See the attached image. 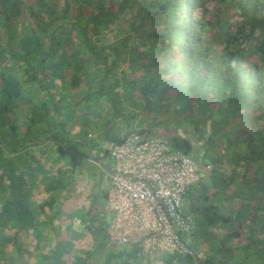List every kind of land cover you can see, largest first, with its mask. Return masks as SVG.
<instances>
[{"label":"trees","instance_id":"16d2710c","mask_svg":"<svg viewBox=\"0 0 264 264\" xmlns=\"http://www.w3.org/2000/svg\"><path fill=\"white\" fill-rule=\"evenodd\" d=\"M76 106L100 123V139L122 142L139 119L147 127L136 131L162 127L210 166L183 197L194 226L179 235L194 255L115 247L106 227L97 252L88 208L74 226L75 173L95 137L66 126ZM120 120L117 134L110 122ZM67 224L91 244L71 239ZM158 256L264 264V0H0V264Z\"/></svg>","mask_w":264,"mask_h":264},{"label":"built area","instance_id":"2783aa9c","mask_svg":"<svg viewBox=\"0 0 264 264\" xmlns=\"http://www.w3.org/2000/svg\"><path fill=\"white\" fill-rule=\"evenodd\" d=\"M107 149L108 244L137 246L148 257L194 255L179 235L194 226L192 214L182 209V199L210 166L204 169L201 162L175 149L168 138L140 131L130 132Z\"/></svg>","mask_w":264,"mask_h":264},{"label":"rangeland","instance_id":"374dc122","mask_svg":"<svg viewBox=\"0 0 264 264\" xmlns=\"http://www.w3.org/2000/svg\"><path fill=\"white\" fill-rule=\"evenodd\" d=\"M221 8L223 9L220 10L218 14L222 15V17L223 13L227 15L231 13V9L224 7ZM212 32H214L215 34V31ZM216 32L219 33L218 31ZM125 105L127 107L133 108V106H131L128 102H126ZM135 110L140 111V109ZM72 111V118L66 121V126L72 128L74 131H78L79 129L84 128L90 131L92 137H95L92 138L91 141L87 139V157L83 159L81 166L75 173V192H73V202L70 201L71 203L68 204V209H70L71 213H73L76 217L74 221V226H76L75 224L80 225L79 222L81 220L82 213H84L83 211H85L87 208V212L89 209L91 210V218H88L86 220V223L90 226L92 230L96 232V241L98 242L96 243V250L97 252H99V250H107V240L103 237V232L105 227L107 228L106 220L110 216V214L108 213L109 210L107 207V200L104 197L103 192H105L110 186L109 173L107 172V169L110 165V161L108 157L104 158L103 151L110 146L111 142L105 139H100L97 136V133L101 130V126L93 115L78 106L72 108ZM143 117V115L140 116V118ZM110 127L112 128V131L117 134H121L127 129L122 120L115 123L113 121L110 122ZM140 127L146 128L147 122L143 123L141 120L137 119L136 122H131L130 126H128L131 132L136 131ZM149 134V136H161L165 138H167L168 136H166V134L163 132L162 127H157L155 129L150 128ZM47 151L50 152V148H48ZM183 202L184 201L182 199V204ZM66 220V223L69 222L68 218H66ZM68 224L67 226H63V228L61 229H67L68 231H70V235L68 236L71 239H80V244H82L83 246L91 244L90 234L85 233L86 231H83L82 229L74 227L71 228L72 226L70 227V225ZM102 254L100 253L99 257L101 261H103ZM159 257L160 256H158L157 258H153L152 263L160 264V262L158 261ZM100 260L98 263H100Z\"/></svg>","mask_w":264,"mask_h":264},{"label":"water","instance_id":"95a60500","mask_svg":"<svg viewBox=\"0 0 264 264\" xmlns=\"http://www.w3.org/2000/svg\"><path fill=\"white\" fill-rule=\"evenodd\" d=\"M27 144H28V143H26V145H27ZM90 211H91V210L89 209L88 212H87V216L90 215Z\"/></svg>","mask_w":264,"mask_h":264}]
</instances>
